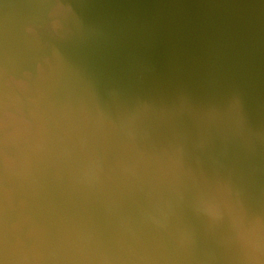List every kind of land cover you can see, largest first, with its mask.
Wrapping results in <instances>:
<instances>
[{
  "label": "clouds",
  "instance_id": "obj_1",
  "mask_svg": "<svg viewBox=\"0 0 264 264\" xmlns=\"http://www.w3.org/2000/svg\"><path fill=\"white\" fill-rule=\"evenodd\" d=\"M0 264H264V0H0Z\"/></svg>",
  "mask_w": 264,
  "mask_h": 264
},
{
  "label": "water",
  "instance_id": "obj_2",
  "mask_svg": "<svg viewBox=\"0 0 264 264\" xmlns=\"http://www.w3.org/2000/svg\"><path fill=\"white\" fill-rule=\"evenodd\" d=\"M146 3H193L195 0H143Z\"/></svg>",
  "mask_w": 264,
  "mask_h": 264
}]
</instances>
